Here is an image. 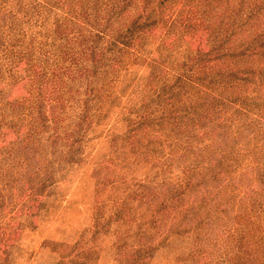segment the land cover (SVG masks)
<instances>
[{"label":"trees","instance_id":"1","mask_svg":"<svg viewBox=\"0 0 264 264\" xmlns=\"http://www.w3.org/2000/svg\"><path fill=\"white\" fill-rule=\"evenodd\" d=\"M89 1L0 0V50L31 42L22 90L0 110V197L9 192L36 217L57 161H77L82 135L68 137L72 124L47 107L66 95L96 116L118 102L125 129L111 140L147 172L115 213L130 229L117 240V264H144L171 236L187 245L188 264H244L250 252H237L255 217L241 216L235 167L241 140L264 143V0ZM69 16V32L58 34L55 23ZM132 68L145 72L122 85ZM113 168L95 167L97 194ZM8 232L0 226V264ZM51 245L62 251L56 264L87 263L65 261L69 246Z\"/></svg>","mask_w":264,"mask_h":264},{"label":"rangeland","instance_id":"2","mask_svg":"<svg viewBox=\"0 0 264 264\" xmlns=\"http://www.w3.org/2000/svg\"><path fill=\"white\" fill-rule=\"evenodd\" d=\"M83 1L89 7L93 5V1ZM71 18L69 16L55 23L58 34L69 32L68 22ZM163 31L162 28L155 30L154 38L163 34ZM145 53L150 58L158 55L153 45ZM30 55V39L6 45L0 50V110L12 105L22 90ZM139 68L122 72V85L138 83L136 76L145 72ZM65 96L59 98L53 110L50 107L46 109L58 120L64 119L65 124H72L68 137L74 136L76 132L82 135L77 161L68 164L57 161L54 166L55 182L42 189L36 217L20 210L17 197L12 198L6 191L5 195H1L0 226L11 233V238H8L11 241L4 250V264H56L62 257V251L53 250V243L69 246L70 251H73L68 252L69 257L65 261L85 259L86 264H117V240L128 230V236L130 234V229L125 231L128 226L118 220L115 213L127 196L132 197L134 195L131 193L137 192L147 168L128 164L124 160V150L118 149L111 140L125 129V123L117 113L118 102L110 108L104 107L103 113L98 115V112L95 116L94 108L89 113H79L80 102L67 103L68 96ZM64 105V112L59 116L55 111ZM249 128H256V124ZM237 148L240 160L235 170L241 177L239 180L238 176L237 180L242 191L241 216L249 213L255 217L251 237L244 240L245 246L237 254L243 253L242 256H245L246 251L250 252V256H245L244 260L239 258L241 263L264 264V217L261 216L264 215V143L254 145L243 139ZM13 162V159L9 160V165ZM104 162L114 166L113 174L103 192L97 194L93 172L95 167ZM111 182L115 184L109 185ZM134 204L129 205L135 207ZM136 211L142 213L139 209ZM128 244H131V239ZM186 246L183 240L171 236L168 244L158 246L144 264H188L182 259ZM87 252H90L88 256Z\"/></svg>","mask_w":264,"mask_h":264}]
</instances>
